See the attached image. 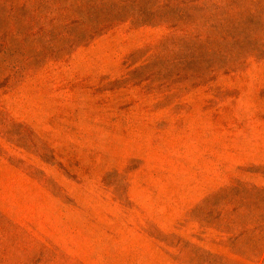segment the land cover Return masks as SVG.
Masks as SVG:
<instances>
[{
    "label": "rangeland",
    "instance_id": "374dc122",
    "mask_svg": "<svg viewBox=\"0 0 264 264\" xmlns=\"http://www.w3.org/2000/svg\"><path fill=\"white\" fill-rule=\"evenodd\" d=\"M0 264H264V0H0Z\"/></svg>",
    "mask_w": 264,
    "mask_h": 264
}]
</instances>
